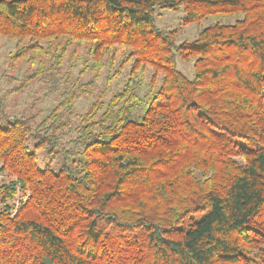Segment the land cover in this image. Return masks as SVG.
<instances>
[{"label":"trees","instance_id":"trees-1","mask_svg":"<svg viewBox=\"0 0 264 264\" xmlns=\"http://www.w3.org/2000/svg\"><path fill=\"white\" fill-rule=\"evenodd\" d=\"M179 7L209 22L192 42L155 25ZM0 38L35 66L16 92L85 69L2 117L0 264H264V0H0ZM103 70L122 84L75 114Z\"/></svg>","mask_w":264,"mask_h":264},{"label":"rangeland","instance_id":"rangeland-1","mask_svg":"<svg viewBox=\"0 0 264 264\" xmlns=\"http://www.w3.org/2000/svg\"><path fill=\"white\" fill-rule=\"evenodd\" d=\"M183 8L176 10L161 9L156 12L155 25L159 29L172 30L178 28V37L176 43L192 42L198 32L209 25V22L192 23L186 26L181 25L183 17ZM14 42L0 38V122H3V115L13 116H36V121L42 120L51 109L63 99V94L67 90H73V83L77 81L78 72L85 70L82 62L77 60V54L81 50L69 51L66 61L58 69L52 70L44 75L43 78L31 82L29 85L21 87L18 92L14 91L25 76L35 71V66L30 67L23 61H12L9 57L14 53ZM82 54H80L81 56ZM180 71L187 77L192 78V61L183 62L177 60ZM82 68V69H81ZM108 73L103 70L95 83L85 86L86 93H79L74 102L75 114L85 112L90 104L98 98L101 93L107 91L104 100H108L112 92L120 87L122 79H113L108 88H106ZM147 78L149 74H146ZM67 76L70 83L65 87L63 85L64 77ZM93 73L86 71L80 78L79 83L85 84L91 81ZM235 160L239 161L238 158ZM8 176L0 173V184L7 182Z\"/></svg>","mask_w":264,"mask_h":264}]
</instances>
